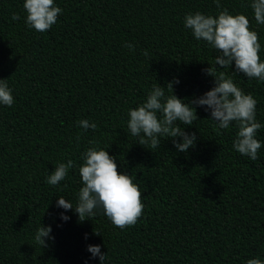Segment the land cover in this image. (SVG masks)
I'll use <instances>...</instances> for the list:
<instances>
[{"label": "trees", "instance_id": "trees-1", "mask_svg": "<svg viewBox=\"0 0 264 264\" xmlns=\"http://www.w3.org/2000/svg\"><path fill=\"white\" fill-rule=\"evenodd\" d=\"M24 2L0 0V80L14 98L0 105V264H101L89 245L100 246L104 264L264 260V127L255 161L234 150L235 122L218 129L205 107L192 126L180 125L197 137L186 153L167 136L155 149L139 145L127 127L129 110L156 84L178 79L174 95L186 102L215 86L204 70L218 53L184 27L189 13L245 15L264 62V24L251 0H220V9L215 0H54L62 13L47 32L26 24ZM225 73L252 94L264 125V81L237 73L234 62ZM81 120L97 128L84 130ZM90 147L107 150L139 185L144 211L134 226L117 228L102 208L81 222L57 206L63 197L76 207ZM68 160L75 166L65 180L48 184ZM41 226L52 228L46 248L35 242Z\"/></svg>", "mask_w": 264, "mask_h": 264}, {"label": "clouds", "instance_id": "clouds-1", "mask_svg": "<svg viewBox=\"0 0 264 264\" xmlns=\"http://www.w3.org/2000/svg\"><path fill=\"white\" fill-rule=\"evenodd\" d=\"M215 3L220 9V0ZM250 7L256 23L264 24V0H251ZM23 8L26 10V24L37 32L49 31L62 13L54 0H25ZM12 19L19 20L20 16L14 14ZM184 27L191 30L196 40L207 42L217 51L213 61L215 67L204 70L214 79L215 86L203 96L186 102L174 95L173 85L179 83L178 79L167 82L164 87L154 85L146 100L129 110L127 127L131 135L139 138V145H148L152 149L160 146V137L167 136L173 140L178 152L186 153L195 146L197 137L195 133L185 132L180 125L192 126L198 120L196 108L205 107L210 110L211 121L218 129H228L235 122L238 131L233 141L234 150L257 160L262 144L256 135L264 127L256 119L257 101L252 94H245L225 73L234 62L237 73H243L248 79L264 81V62L259 55L261 45L257 32L250 30V21L245 15H231L227 9L219 11L215 17L200 12L189 13L184 17ZM125 46L134 50L132 44ZM13 104L12 89L7 80H0V105L11 107ZM77 123L84 130L97 128L96 123L89 120ZM82 159L78 171L83 186L76 207L73 208L72 203L63 197L58 198L57 206L65 211L74 210L81 222L89 220L86 217L95 216L97 208H102L104 215L117 228L123 230L134 226L144 211L139 185L129 174L118 171L116 158L107 150L90 147L82 154ZM74 166L72 160L58 163L47 183L58 185ZM61 219L66 222L70 217L61 214ZM51 232V226H41L35 234V242L42 248L48 247L45 238L54 240L50 237ZM88 251L93 258L99 256L104 264L106 256L101 254L100 246L89 245ZM246 264H264V260L255 257L248 259Z\"/></svg>", "mask_w": 264, "mask_h": 264}]
</instances>
